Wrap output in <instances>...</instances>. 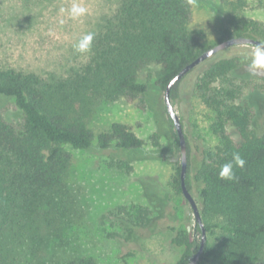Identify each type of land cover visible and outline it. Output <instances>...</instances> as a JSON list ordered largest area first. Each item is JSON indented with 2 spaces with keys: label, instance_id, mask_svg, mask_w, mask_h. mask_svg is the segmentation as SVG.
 <instances>
[{
  "label": "trees",
  "instance_id": "obj_1",
  "mask_svg": "<svg viewBox=\"0 0 264 264\" xmlns=\"http://www.w3.org/2000/svg\"><path fill=\"white\" fill-rule=\"evenodd\" d=\"M193 1L121 0L95 32L88 60L65 76L44 77L0 65V264H99L90 255L55 258L49 237L50 231L62 230V189L73 157L69 148L93 145L89 118L96 101L124 100L145 109L152 87L139 80V73L148 64L161 67L155 85L165 92L173 77L214 44L240 36L264 40V21L245 13L254 4L264 9V0H203L218 1L230 11L223 14L216 42L191 28ZM250 52L227 48L183 78L197 73L195 91L214 111L212 129L220 140L204 148L198 159L185 135L186 182L191 193L197 190L207 232L199 264H258L264 247V211L255 199L264 186V131L253 127L256 110L248 97L256 92L264 97V76L243 71ZM183 79L172 88V100L179 98ZM168 118L169 143L164 145L155 133V149L149 154L166 162L171 155L182 154L169 113ZM227 125L235 126L239 140L227 131ZM98 142L103 150L146 149V141L122 122L101 132ZM233 153L246 163L234 169L235 180H223L220 166ZM112 164L133 170L126 158H114ZM181 167L176 166L173 180L180 192ZM119 209L129 216L130 226L125 228L129 238L151 224L148 207L133 204ZM170 230L172 242L183 248L177 264H187L200 248L202 228L196 224L194 231L180 226Z\"/></svg>",
  "mask_w": 264,
  "mask_h": 264
},
{
  "label": "rangeland",
  "instance_id": "obj_2",
  "mask_svg": "<svg viewBox=\"0 0 264 264\" xmlns=\"http://www.w3.org/2000/svg\"><path fill=\"white\" fill-rule=\"evenodd\" d=\"M120 2L83 0L89 14L72 20L66 12H60L62 7H70L72 0H0V65L36 72L44 77L67 75L89 57V53H77L73 44L82 35L98 31L104 20L115 13ZM229 13L218 1L194 0L191 28L210 42H216L221 34L223 14ZM245 13L264 21V9L255 4ZM252 48L232 46L234 52L251 51ZM160 68L148 64L139 73V80L152 87L145 109L124 100L98 99L89 118V126L95 135L93 145L89 149L69 148L73 157L62 189L65 203L62 230L60 235L58 231L49 232L51 254L55 258L90 255L99 264L178 263L183 248L172 242L170 227L194 231L196 217L183 192L173 185L176 166L182 164V154L171 155L167 162L149 155L155 149L152 139L155 133L161 135L164 145L169 143L171 134L165 92L155 85ZM243 71L250 72L248 66ZM259 74L264 76V72ZM196 81V72L183 79L179 98L172 101L185 135L192 143V154L199 159L204 148L214 147L220 140L212 129L216 115L195 91ZM248 97L256 110L253 127L263 132L264 97L258 92L250 93ZM114 122L131 125L146 141V149L124 152L100 148L98 135ZM227 131L234 139H240L235 126L227 125ZM114 158L131 160L133 170L128 172L113 165ZM192 194L201 210L197 190ZM255 199L256 206L264 211V186ZM133 204L148 207L152 220L147 229L129 238L125 231L130 226L129 216L121 213L119 208ZM257 262L264 264V247Z\"/></svg>",
  "mask_w": 264,
  "mask_h": 264
},
{
  "label": "water",
  "instance_id": "obj_3",
  "mask_svg": "<svg viewBox=\"0 0 264 264\" xmlns=\"http://www.w3.org/2000/svg\"><path fill=\"white\" fill-rule=\"evenodd\" d=\"M260 39L252 38V37H232L226 40H223L219 43L214 44L209 49L204 51L201 55H199L195 60L191 63L187 64L172 80L169 82L166 90H165V104L167 111L170 117L173 119L175 129L178 133L180 143H181V151H182V167H181V185H182V192L185 198L188 200L190 205L193 208L195 217H196V224H198L202 228V239L200 248L195 252L191 257L187 264H199L201 257L205 251L206 241H207V232L204 225V221L202 218L201 210L199 205L189 190L186 182L187 171H188V158H187V144H186V136L183 128V124L181 118L177 111L175 110L172 98H171V90L172 88L182 80L192 69L199 66L200 64L204 63L205 61L209 60L214 55L220 53L221 51L230 48L235 45H254Z\"/></svg>",
  "mask_w": 264,
  "mask_h": 264
},
{
  "label": "clouds",
  "instance_id": "obj_4",
  "mask_svg": "<svg viewBox=\"0 0 264 264\" xmlns=\"http://www.w3.org/2000/svg\"><path fill=\"white\" fill-rule=\"evenodd\" d=\"M61 13H67L70 19L78 20L89 14V8L83 3V0H72L70 7L60 9ZM64 21L61 20V24ZM94 32H88L82 35L74 44L73 48L77 53L88 54L92 51L93 41L95 39ZM250 62L248 69L253 74L264 72V40H259L250 52ZM246 161L239 153H233L232 159L220 166L219 177L223 180H235L234 169L243 168Z\"/></svg>",
  "mask_w": 264,
  "mask_h": 264
}]
</instances>
